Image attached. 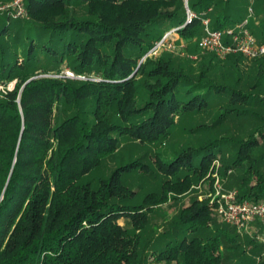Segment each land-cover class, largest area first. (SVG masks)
<instances>
[{
	"label": "trees",
	"instance_id": "16d2710c",
	"mask_svg": "<svg viewBox=\"0 0 264 264\" xmlns=\"http://www.w3.org/2000/svg\"><path fill=\"white\" fill-rule=\"evenodd\" d=\"M236 1L0 11V264H264L255 238L212 221L208 200L164 209L214 175L264 200V59L243 69L239 54H149L170 30L191 41L206 19L233 28ZM248 28L264 41V16Z\"/></svg>",
	"mask_w": 264,
	"mask_h": 264
},
{
	"label": "built area",
	"instance_id": "2783aa9c",
	"mask_svg": "<svg viewBox=\"0 0 264 264\" xmlns=\"http://www.w3.org/2000/svg\"><path fill=\"white\" fill-rule=\"evenodd\" d=\"M9 7L13 9L14 17L25 16L22 0H15L11 5L5 7L0 6V11ZM192 16L194 15L188 12V20ZM252 17L253 11L249 8L246 19L226 31L211 30L209 20H204V34L197 41L198 48L202 52L213 53L218 58L239 54L248 60L264 59V41L259 42L248 28ZM157 45L151 52H155ZM219 189L215 192L212 209L222 223L234 228L237 232L254 223L264 228V200L252 202L247 199H240L236 190L221 193Z\"/></svg>",
	"mask_w": 264,
	"mask_h": 264
},
{
	"label": "rangeland",
	"instance_id": "374dc122",
	"mask_svg": "<svg viewBox=\"0 0 264 264\" xmlns=\"http://www.w3.org/2000/svg\"><path fill=\"white\" fill-rule=\"evenodd\" d=\"M13 1L15 0H0V6H8L11 5L13 3ZM185 3L187 0H184ZM255 1V0H254ZM261 3H264V0H258ZM12 2V3H10ZM237 4L239 5L240 3H242V5L240 4V16L241 18L244 20L246 19L247 15H248V9L251 8L253 11V18L250 19V21H257L258 19H260L262 16H264V6L262 5H257V3L255 5H253V1L252 0H238L236 1ZM258 12V14H257ZM255 13V15H254ZM10 16L14 19L18 18H23L22 17H14L13 13H10ZM249 21V22H250ZM197 40L198 39H194L191 41H184L179 39L178 34L176 33V30H170L168 32H166L161 40L162 44H164V46H162V44L158 43V47L155 49V52H149L152 53V57L154 58H158L160 56V54L162 52L165 53H171L179 58H184V57H189L190 59L195 60L196 58L199 59L201 56L205 55V52L199 51L196 49V44H197ZM220 60H226V58H220ZM250 60H245L244 64H243V69L247 68V66L249 65ZM66 75L68 76H72L71 73L66 72ZM14 86V82H11L7 85V89H12ZM3 87L0 86V90H2ZM199 120H197L198 122ZM206 121V120H205ZM184 136H181V134L179 135H175L174 137V141L177 143H181L183 142V140H185L183 138ZM194 138H192V141L194 142ZM215 176V180L214 183L212 185V189L207 188V183L205 184H200L197 185L196 187H194L193 191L189 192L188 194H186L185 196L181 197L179 199L178 205L176 206H172V207H167L165 206L164 209L167 213V215L170 217L172 215H174L178 209H180L181 207L184 206H188L190 205L192 200H197L199 202L203 201V200H208L209 202V207L212 208V202L214 200V196H215V192L216 190H218L222 193V192H227L230 190H236V188L234 187H228L229 183H230V179L227 182L226 186L222 185L221 182H218L217 180V176ZM206 186V187H205ZM237 191V190H236ZM211 219L212 221H214L217 224H224L222 223L218 216L216 215L215 211L212 209L211 211ZM159 220V219H158ZM119 223L124 226V227H129V222L125 219H121L119 221ZM226 225V224H225ZM228 226V225H227ZM252 226L247 227L246 229L238 232L241 238H244L245 235L249 236L250 238H255L257 240V242L261 245V255L258 259V261H262L264 260V232H261L260 226L256 227L255 230H251ZM255 227V226H254ZM254 229V228H252Z\"/></svg>",
	"mask_w": 264,
	"mask_h": 264
},
{
	"label": "crops",
	"instance_id": "0c3cea01",
	"mask_svg": "<svg viewBox=\"0 0 264 264\" xmlns=\"http://www.w3.org/2000/svg\"><path fill=\"white\" fill-rule=\"evenodd\" d=\"M252 1H254V0H252ZM257 14H258V12H257ZM254 15H255V13H254ZM254 17V16H253ZM252 17V18H253ZM256 225H258L259 226V224H257V223H254L253 225H251L252 227H251V230H255V228L257 227ZM255 226V227H254ZM252 228H254V229H252ZM260 228H261V226H260Z\"/></svg>",
	"mask_w": 264,
	"mask_h": 264
}]
</instances>
